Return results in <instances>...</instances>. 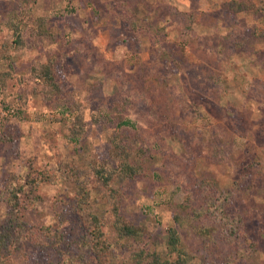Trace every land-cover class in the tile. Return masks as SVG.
Masks as SVG:
<instances>
[{
    "label": "rangeland",
    "instance_id": "rangeland-1",
    "mask_svg": "<svg viewBox=\"0 0 264 264\" xmlns=\"http://www.w3.org/2000/svg\"><path fill=\"white\" fill-rule=\"evenodd\" d=\"M232 1L36 0L32 14L45 17L47 31L38 45L12 49L10 64L2 33L0 190L25 185L8 264H75L88 252L80 242L93 216L109 212L96 167L112 160L110 136L121 132L148 156L141 175L114 179L121 213L142 229L147 249L165 255L175 227L193 264H264V0L242 12ZM24 7L0 0V22ZM49 62L54 97L31 78L34 65ZM48 171L55 181L31 184ZM202 182L231 195L228 212L241 215L246 233L237 247H207L174 221L198 202ZM8 212L0 200V225ZM107 219L109 256L119 261L126 241ZM45 224L62 242L30 247L26 236Z\"/></svg>",
    "mask_w": 264,
    "mask_h": 264
},
{
    "label": "trees",
    "instance_id": "trees-1",
    "mask_svg": "<svg viewBox=\"0 0 264 264\" xmlns=\"http://www.w3.org/2000/svg\"><path fill=\"white\" fill-rule=\"evenodd\" d=\"M36 0H24L25 7L18 11L9 12L8 18L0 22V36L6 33L1 41L4 58L11 63L10 51L24 47H34L39 44V37L46 33L47 26L45 17L33 16L32 5ZM230 8L235 12L254 9L250 0H234L229 3ZM190 16V15H189ZM54 62L42 65H34L31 78L36 79L42 85L45 95L54 97L59 92V83L54 74ZM10 66V65H9ZM126 108V101H118L114 105L118 108ZM97 119V118H96ZM125 124V122L122 121ZM128 134L121 132L118 136H110L112 148V160L103 161L97 164V177L99 185L103 189L105 200L107 201L109 212L107 218L112 216L111 224L114 226L115 237L126 241L125 250L127 255L119 261H114L109 256L110 242L105 236L103 227L106 224V217L98 218L93 216L94 222L85 232L83 240L80 242L81 249L86 253L75 255V264H193L195 253L190 251L182 241L181 233L175 227L168 230L166 240V254L162 255L156 251H150L144 240L141 228L134 226L127 221L121 213L120 197L122 189L118 187L114 179H133L141 175L146 166L147 154L142 149H134L129 143ZM55 173L48 171L40 176L32 178L31 184L36 186L43 179L48 182L55 181ZM31 180V179H30ZM24 183L19 180L11 182L0 190V200L9 206V212L4 223L0 225V264H8L11 252L15 248L17 239L16 230L23 229V221L19 216V209L23 206L22 193ZM203 191L199 194L198 202L189 206L183 212L174 213V221L181 227L187 229L188 233H195L205 240V245L210 247L223 241L231 246L238 238L245 236L243 219L240 214H230L228 204L232 201L231 195L227 191L215 189L213 183L202 182ZM82 195V194H81ZM77 196V204L81 208L86 206L89 198L87 195ZM190 209V210H188ZM44 228V233L43 229ZM28 235V234H27ZM28 245L32 248H42L44 240L51 239L57 243L62 242L63 233L54 229L51 225L45 224L31 231L28 236ZM47 241V242H48ZM171 256L173 258H171Z\"/></svg>",
    "mask_w": 264,
    "mask_h": 264
},
{
    "label": "built area",
    "instance_id": "built-area-1",
    "mask_svg": "<svg viewBox=\"0 0 264 264\" xmlns=\"http://www.w3.org/2000/svg\"><path fill=\"white\" fill-rule=\"evenodd\" d=\"M8 111H9V112H11V113H13V112H14V110H13V109H9ZM1 113H4V112H1Z\"/></svg>",
    "mask_w": 264,
    "mask_h": 264
}]
</instances>
